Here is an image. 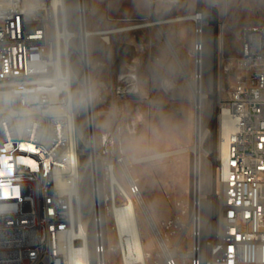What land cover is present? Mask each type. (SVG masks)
Wrapping results in <instances>:
<instances>
[{
  "label": "built area",
  "instance_id": "2783aa9c",
  "mask_svg": "<svg viewBox=\"0 0 264 264\" xmlns=\"http://www.w3.org/2000/svg\"><path fill=\"white\" fill-rule=\"evenodd\" d=\"M22 1L0 0V103L2 97L12 103L9 117L0 116V264H66L61 238L73 230L71 200L55 194L51 166L42 158L37 168L19 159L31 154L25 142L37 147L47 133L52 141L55 135L47 93L33 95L48 74L49 22L29 20ZM201 49L202 43L195 49L196 65ZM237 68L220 104L233 131L219 167L217 237L206 258L193 235L184 264H264V23L244 26ZM100 139V151L110 155L116 139L111 132ZM102 165V188L114 201L112 170ZM138 189L133 184L132 190ZM98 222L95 215L88 264H109V241ZM179 259L165 254L163 264H180Z\"/></svg>",
  "mask_w": 264,
  "mask_h": 264
},
{
  "label": "rangeland",
  "instance_id": "374dc122",
  "mask_svg": "<svg viewBox=\"0 0 264 264\" xmlns=\"http://www.w3.org/2000/svg\"><path fill=\"white\" fill-rule=\"evenodd\" d=\"M165 2L166 0L157 1L154 18H174L175 15L194 13L200 8L211 6L206 4V0H195L194 5L193 0H181L180 5L165 9ZM150 9V0H91V6L87 10L88 27L112 29L144 22L152 18ZM218 10L219 18L225 22L223 62L220 66L221 104L238 73L237 58L241 53L244 26L264 23V0H233L224 11L220 8ZM197 24L192 19H174L164 24L169 40L176 44L179 55L185 61L181 83L184 79L191 81L190 74H197L195 47L201 44L200 39L198 38L200 42L197 39ZM49 34L50 55L55 48L51 22ZM166 42L155 25L114 32L109 43L101 35L89 38L91 77L101 84L100 97L94 103L97 110L94 120L99 150L100 137L105 132H111L116 139L110 151L111 156L128 155L129 142H135L139 156L144 159L132 165L135 176L131 181L143 191L151 214L161 234L166 237L168 246L176 247L179 238L183 236L178 249L188 251L192 246L191 222L200 179L198 170H203V180L208 181L216 158V190L218 193L220 191L218 150L221 147L222 118L220 114H216L211 123L207 110L204 112L206 135L199 156L193 149L164 155L166 151L195 144L198 119L194 85L191 93L181 90L165 93L149 80L143 94L135 91L141 79L147 75L150 63ZM113 109L116 111L115 118L107 120V114ZM121 167L119 174L124 178ZM125 183L132 190L131 183ZM102 195H105L103 188ZM122 199L123 196H120L121 201ZM219 209L218 201L213 207V201L208 199L207 202L204 198L201 210L204 239L208 237L207 228L213 225L210 223L213 210L215 225L212 235L218 233ZM139 212L145 247L152 252L148 263L163 264L165 254L159 238L141 207ZM111 224L110 213L104 216V230L109 243L114 244L116 236L111 230ZM209 240L212 241V238ZM108 258L109 264H122L118 250L109 251ZM179 261L184 264L182 258Z\"/></svg>",
  "mask_w": 264,
  "mask_h": 264
},
{
  "label": "bare ground",
  "instance_id": "6f19581e",
  "mask_svg": "<svg viewBox=\"0 0 264 264\" xmlns=\"http://www.w3.org/2000/svg\"><path fill=\"white\" fill-rule=\"evenodd\" d=\"M157 1L150 0L151 19L112 29L88 27L87 10L90 7V0L22 1V6L29 20L35 21L45 18L53 25V43L55 48L49 55L48 74L44 77L45 85L35 90L33 95L38 96L43 91L47 93V97L50 99L48 110L52 116H55L54 120H51L55 135L52 141L50 134L47 133L44 136V144H37V147L31 144L32 142H25L24 145L27 146L28 150H31L29 153L32 155L20 154L19 159L33 168H37L39 166L38 159L42 158L47 168L51 166V175L54 180L52 189H54L55 194L65 195L71 200L73 230L61 238L66 264H88L89 257H91L90 245L93 237L94 217L96 215L97 218L101 219V223L98 222V226L101 225L105 232L104 216H108L110 213L112 217L111 230L116 236V243H109L110 249L113 251L118 250L122 264H125L124 261L131 264H149L148 258L152 255V252L145 247L141 231L139 207L145 211L155 235L164 245L163 254L177 255L182 258L183 262L189 252L179 251L178 245L176 247L168 246L166 237L161 234V230L151 214L143 191L139 188L138 191L134 192L126 185L125 181H128L129 184L131 183L132 186L135 184V182L131 181L133 176H135L132 170V165L135 163H129L128 155L118 154L111 156L99 150L94 120L97 110L94 103L85 109H81L76 107L71 99L72 94L76 92L83 81L89 78L92 79L89 43L91 36L101 35V38L109 43L111 34L114 32L151 25L157 26L158 22L165 24L174 19H192L196 21L198 23L196 28L197 39L199 38L202 43V49L197 51V55L202 58V62L197 64L196 76L191 74L189 78L194 85L197 97V142L195 141L193 146L187 148L166 151L164 155H172L193 149L199 156V151L206 135L203 120V114L206 110L211 123H213L216 114H220L222 118L221 147L218 150L220 163L226 152L228 135L233 131V126L230 120L222 115L220 107V66L223 62L224 19L219 18V10L214 5L174 18L157 19L153 17ZM226 15H228V12ZM11 111L12 103H10V98L2 97L0 116L9 117V112ZM19 135H23V131H20ZM142 159L144 158L139 156L137 162L142 161ZM216 160L214 161V166L210 169V179L208 181L203 180V170L202 172L200 168L198 170L200 179L195 195L194 216L191 222L192 227L195 228L192 231V238L194 239L195 236L196 243L201 244L206 258L211 250L210 244L216 239L217 234L212 235L215 225L213 210V218L210 221L213 225L212 227L209 225L207 228L206 237H208L206 239L203 237L201 210L204 198H206L207 202L208 199L212 200L213 207L218 201L220 207L219 219L222 214V196L220 191L218 193L216 190ZM103 162H106L107 166L112 170L111 179L113 181L112 192L114 201L102 195L101 167ZM119 167L122 168L124 178H121L119 174ZM120 196H123L122 201ZM197 231L200 232L199 235H195ZM106 238L108 239L107 235ZM210 238H212V241L209 240Z\"/></svg>",
  "mask_w": 264,
  "mask_h": 264
},
{
  "label": "clouds",
  "instance_id": "9594fccd",
  "mask_svg": "<svg viewBox=\"0 0 264 264\" xmlns=\"http://www.w3.org/2000/svg\"><path fill=\"white\" fill-rule=\"evenodd\" d=\"M195 0H193L194 5ZM181 0H166L163 7L171 9L174 6L180 5ZM233 3V0H206V4L214 5L224 11ZM185 61L179 55L178 48L173 41L166 42L159 51V54L153 59L147 69L145 75L135 91L143 94L148 86L149 80L153 84L160 87L161 91L168 93L171 91L181 90L191 93L193 84L191 81L184 79ZM101 84L94 79L83 81L80 87L72 94V101L78 108L85 109L93 103L97 102L100 97ZM115 109L107 114V120L115 118ZM162 158V157H161ZM139 159V153L135 147V142H129L128 160L129 163H136Z\"/></svg>",
  "mask_w": 264,
  "mask_h": 264
},
{
  "label": "water",
  "instance_id": "95a60500",
  "mask_svg": "<svg viewBox=\"0 0 264 264\" xmlns=\"http://www.w3.org/2000/svg\"><path fill=\"white\" fill-rule=\"evenodd\" d=\"M157 27H158V28L160 29V31L162 32V34H163L164 38L166 39V41L169 42V41H170V40H169V37L167 36V33H166L165 29H164V23H162V22H158V23H157Z\"/></svg>",
  "mask_w": 264,
  "mask_h": 264
},
{
  "label": "crops",
  "instance_id": "0c3cea01",
  "mask_svg": "<svg viewBox=\"0 0 264 264\" xmlns=\"http://www.w3.org/2000/svg\"><path fill=\"white\" fill-rule=\"evenodd\" d=\"M90 6H91V0H90ZM151 6V5H150ZM197 11V10H196ZM188 13H190V12H188ZM150 14H151V11H150ZM184 14H187V13H184ZM181 15V14H180ZM180 15H175V16H180ZM165 18V17H164ZM111 41V40H110ZM191 75V74H190ZM152 204H153V202H152Z\"/></svg>",
  "mask_w": 264,
  "mask_h": 264
}]
</instances>
